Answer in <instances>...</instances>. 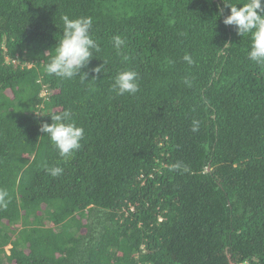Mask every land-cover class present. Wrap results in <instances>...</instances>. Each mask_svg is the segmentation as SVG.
Here are the masks:
<instances>
[{
    "label": "trees",
    "instance_id": "obj_1",
    "mask_svg": "<svg viewBox=\"0 0 264 264\" xmlns=\"http://www.w3.org/2000/svg\"><path fill=\"white\" fill-rule=\"evenodd\" d=\"M64 14L93 18L84 83L45 72ZM229 14L222 0H0V264H264V66ZM129 68L139 91L117 95ZM64 110L84 128L68 158L41 131Z\"/></svg>",
    "mask_w": 264,
    "mask_h": 264
},
{
    "label": "clouds",
    "instance_id": "obj_2",
    "mask_svg": "<svg viewBox=\"0 0 264 264\" xmlns=\"http://www.w3.org/2000/svg\"><path fill=\"white\" fill-rule=\"evenodd\" d=\"M222 2L230 10V14L224 18L223 23L235 26L237 35L249 39L247 58L259 66H264V0H244L242 3L222 0ZM219 14L222 15V12ZM60 20L63 24L62 38L56 44L55 55L45 65V72L65 80L79 76L81 82L84 83L88 73L81 70L87 67L94 52H100V46L91 32L93 18L81 16L72 19L64 14ZM111 41L117 54H122L126 40L120 35H115ZM229 46L225 45V49ZM123 58L125 61L128 59L127 56ZM183 60L189 65L195 63L192 56L187 53L183 56ZM106 63L104 61V65ZM104 65L92 71L100 73ZM185 83L188 81L186 80ZM112 90L117 95L136 94L139 91L138 73L130 68L119 71L114 78ZM50 117L52 122L50 124L43 123L41 131L54 143L60 156L68 158L80 148V142L84 138V128L76 124L70 110H64L62 113L53 114ZM199 123L198 120H193V132L199 130ZM47 171L53 177H57L62 175L63 168L52 167ZM8 203L9 192L0 187V209H6Z\"/></svg>",
    "mask_w": 264,
    "mask_h": 264
},
{
    "label": "rangeland",
    "instance_id": "obj_3",
    "mask_svg": "<svg viewBox=\"0 0 264 264\" xmlns=\"http://www.w3.org/2000/svg\"><path fill=\"white\" fill-rule=\"evenodd\" d=\"M8 95H10V94H8ZM9 250H10V245L5 247V251H6L7 254H9Z\"/></svg>",
    "mask_w": 264,
    "mask_h": 264
}]
</instances>
